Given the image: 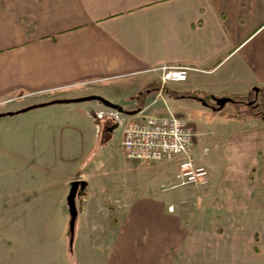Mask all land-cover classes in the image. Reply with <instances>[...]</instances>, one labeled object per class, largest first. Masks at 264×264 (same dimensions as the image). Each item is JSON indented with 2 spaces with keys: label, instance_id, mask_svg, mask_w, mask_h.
I'll use <instances>...</instances> for the list:
<instances>
[{
  "label": "crops",
  "instance_id": "obj_1",
  "mask_svg": "<svg viewBox=\"0 0 264 264\" xmlns=\"http://www.w3.org/2000/svg\"><path fill=\"white\" fill-rule=\"evenodd\" d=\"M162 65L190 70L161 93ZM184 92L264 94V0H0V113L47 103L0 116V264H203L207 251L216 264L217 249L241 237L264 263V183L254 181L264 120H238L246 180L207 181L210 213L193 217L165 191L168 168L124 156L117 169L103 150L138 109L155 113ZM90 95L122 110L98 98L50 103ZM25 115L31 125L9 128ZM14 133L26 172L11 181Z\"/></svg>",
  "mask_w": 264,
  "mask_h": 264
},
{
  "label": "rangeland",
  "instance_id": "obj_2",
  "mask_svg": "<svg viewBox=\"0 0 264 264\" xmlns=\"http://www.w3.org/2000/svg\"><path fill=\"white\" fill-rule=\"evenodd\" d=\"M166 84L174 87V85H178V82L169 81ZM165 85L163 89H165ZM163 89H160L161 93L164 92ZM142 94H144V91ZM155 94L156 91L152 90L144 100L148 104L150 102H154ZM202 96L205 95L203 94ZM176 98L179 100L171 106L165 103V107H169L173 112L182 116L194 132L193 156L196 162L207 168L209 177L207 181L216 185L222 182L231 181L244 182L246 180L244 172L247 169L246 166L248 165V156L246 155V151H243L245 145L239 138L241 137L240 135L242 131H244V125L247 123L246 121H242L241 123V121L238 122V120H243V118H249L251 116H256L260 120H264V94L259 95L251 93L248 99L250 101L252 100V102H242L237 100L227 101L224 103L223 107L219 109H210L209 106L202 103V101L187 97L185 92L184 94L177 95ZM206 100L215 105L212 98L206 97ZM152 110L153 109H151L150 106L146 111H144V113H149ZM154 112L156 114H162L166 112V108H163V110L160 111L156 110ZM225 114H228L230 115V118L235 119H228V121L230 120L228 122L224 116ZM25 116L17 118V120L12 123L9 128L17 133L20 127L24 128L31 125L34 117L29 115ZM232 120H234V123L232 125H228L232 123ZM110 124L111 122H108V125ZM116 128L117 129L112 134L105 149H103L104 145L99 146V149L110 150L111 153H113V166L118 169L124 161V154L119 144V134L122 126L119 125ZM15 133L9 140L11 149L10 167L12 169L11 181L18 178V174L20 175L23 174L24 171L26 172V170L22 168L23 164L20 163L18 157L15 156L18 154L19 150L18 138L15 137ZM262 133H264V131H262ZM109 135L110 134L107 131V128L103 129L102 137L107 138ZM103 150H101V152ZM92 154H94L93 149ZM149 163H159L162 167L168 168L169 172L173 174V183L169 184L170 187L165 188V191H169L168 193L171 195V201L174 202L177 208H181L185 215L193 217L195 214L199 215L207 214L208 212L210 213V200L203 199L204 195L202 196V189H200L207 182L200 185L190 184L176 186L175 184V187H171L177 182L175 178L176 165L174 163L170 164L169 162L166 163L163 161ZM257 166L261 172L255 176L254 181L257 183H264V157L260 160V163H257ZM253 176L254 174L252 170L250 171L248 178L252 180ZM114 188L115 187L111 185L108 189L110 191L114 190ZM157 190L164 191V189L161 190V188H158ZM108 208L111 210L114 209V206H110ZM246 241L247 239L242 237L237 238L233 251H231L230 248H226V246L225 248L219 247L217 249V253L213 254L216 264H264L259 261L258 258H253L250 254H248V245H246ZM253 248L255 252L258 251L257 245ZM208 253L209 251L206 253L204 252L205 255H203L202 260L204 262L203 264L206 263L207 259H213L212 256L209 259Z\"/></svg>",
  "mask_w": 264,
  "mask_h": 264
},
{
  "label": "built area",
  "instance_id": "obj_3",
  "mask_svg": "<svg viewBox=\"0 0 264 264\" xmlns=\"http://www.w3.org/2000/svg\"><path fill=\"white\" fill-rule=\"evenodd\" d=\"M159 71L161 90L169 82L187 78L188 66L162 65ZM194 132L187 121L166 107L162 114L138 111L122 129L120 145L124 156L137 162L166 161L176 165V185H200L208 180L207 168L193 156ZM171 209V207H169Z\"/></svg>",
  "mask_w": 264,
  "mask_h": 264
},
{
  "label": "water",
  "instance_id": "obj_4",
  "mask_svg": "<svg viewBox=\"0 0 264 264\" xmlns=\"http://www.w3.org/2000/svg\"><path fill=\"white\" fill-rule=\"evenodd\" d=\"M91 98H98L105 105H108V106H111L113 108H118L119 110H122L121 107H117L116 105L110 103L109 101H107L105 99H102V98L96 97V96H92V95L86 96V97L74 98V99H57V100L50 101V103L51 102H65V101H80V100L91 99ZM231 100L232 99L230 97H228V96L215 97L214 101H215L216 106L213 107V109H219V108L223 107L225 102L231 101ZM202 103L206 104L204 101H202ZM43 104H45V103H41V105H43ZM32 107H36V106L32 105V106L24 108L23 110H26V109H29V108H32ZM23 110H21V111H23ZM139 110L140 109H138L136 112H138ZM77 187H78V181L77 180L72 181L71 188H70V191H69V194H68V203H69V210H70L69 225H70L71 230L73 228L74 220H75V216H76V207H75V202H74V196H75Z\"/></svg>",
  "mask_w": 264,
  "mask_h": 264
},
{
  "label": "trees",
  "instance_id": "obj_5",
  "mask_svg": "<svg viewBox=\"0 0 264 264\" xmlns=\"http://www.w3.org/2000/svg\"><path fill=\"white\" fill-rule=\"evenodd\" d=\"M28 30L29 31H32L33 30V26H32V23L31 22H28ZM189 95L192 96L193 98H195L196 100H200V101H202V100L203 101H207L206 100V97H210L212 99H214L216 97V96H213V95L201 96L197 92H191V93H189ZM249 95H250V93H246V94H235V95H230L228 97H230L232 99L231 101H234V100L242 101L244 99H248ZM45 104H47V103H45ZM38 105H41V104H36L35 106H38ZM21 110H23V109H19V110H15V111H10V112H5V113H0V116H6V115L16 114L18 112H21Z\"/></svg>",
  "mask_w": 264,
  "mask_h": 264
},
{
  "label": "flooded vegetation",
  "instance_id": "obj_6",
  "mask_svg": "<svg viewBox=\"0 0 264 264\" xmlns=\"http://www.w3.org/2000/svg\"><path fill=\"white\" fill-rule=\"evenodd\" d=\"M250 95H251V93H250ZM221 97V96H220ZM200 101V100H199ZM203 101V100H202ZM213 101H214V99H213ZM206 104L205 105H207V106H209V108L210 109H213V107H215L216 106V104L214 105V104H212V103H210L208 100L207 101H204ZM215 102V101H214ZM242 102H252V100L250 101L249 99L248 100H242ZM254 104V103H253ZM252 104V105H253Z\"/></svg>",
  "mask_w": 264,
  "mask_h": 264
}]
</instances>
